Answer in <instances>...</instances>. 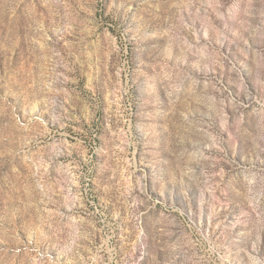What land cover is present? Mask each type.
<instances>
[{
	"label": "rangeland",
	"instance_id": "1",
	"mask_svg": "<svg viewBox=\"0 0 264 264\" xmlns=\"http://www.w3.org/2000/svg\"><path fill=\"white\" fill-rule=\"evenodd\" d=\"M0 264H264V0H0Z\"/></svg>",
	"mask_w": 264,
	"mask_h": 264
}]
</instances>
